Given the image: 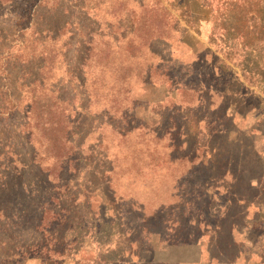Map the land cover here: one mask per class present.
<instances>
[{
  "label": "trees",
  "instance_id": "trees-1",
  "mask_svg": "<svg viewBox=\"0 0 264 264\" xmlns=\"http://www.w3.org/2000/svg\"><path fill=\"white\" fill-rule=\"evenodd\" d=\"M12 1L14 0H0V5ZM28 1L31 2L29 29L32 40L21 42L16 49L17 53L0 58V118L7 119L14 113L25 115L24 121L16 129L17 139L9 140L0 148V246L6 255L5 258H0V264H28L31 261L37 264L122 263L125 257H119L120 254L118 256L116 250L109 247L110 231L113 227L116 228L128 243L133 228L129 229L127 225L118 223L113 226L112 222L101 220L100 230L96 228L94 231V236L97 235L93 236L94 240L107 248V255L87 259L81 254L85 237L82 229L85 219L81 213L99 217L100 205L117 210L119 199L128 197V193L120 192L121 186L117 184L116 178L119 174L121 179H127V185H142L155 192L167 186V195L178 203L183 200L181 180L195 182L199 171L204 170V173L209 174L203 178L207 181L203 182L202 179L194 187L198 189L200 186L204 195H213L218 182H228L224 186V190L229 192L224 211L226 214L223 217L225 223L227 219L233 221L230 225L236 223V219L241 216L240 202L247 204L249 200L254 201L262 192L248 185L249 180L262 178V172L259 173L260 165L256 163L250 170L252 173L244 177L242 169L234 168L236 163L233 154L227 155L225 161H215V156L217 153L222 154V150L211 145L218 130L214 129L216 126L211 127L217 121L208 115L217 113L215 105L219 102L224 104L217 117L221 122L235 123L239 115L246 131L264 123V118H261L264 114L258 117V112L254 115L251 113L255 107L263 106L264 100L259 99L260 102L254 108L251 103L246 105L247 100L257 99L254 89L258 83L255 79L259 76L260 64L256 52L260 37L255 22L257 17L249 19L253 34L251 42L243 41L240 33L243 6H259L264 4V0H216L221 9L227 8L228 11V7H233L239 9V12L222 13L220 17L210 19L213 26L211 33L207 41H201L205 49L202 54L198 50L192 52L203 58H213L216 55V60L213 63H200L206 66L201 68L197 66L200 61L196 58V65L191 63L180 68L185 72L183 78L170 73L169 66L174 64L172 59L160 62L159 66L150 63V57L155 56L150 52V46L158 43L172 48L173 43L177 42L173 41L176 28L183 21L196 28L192 31L188 26L183 27V36L191 34L196 40L194 48L198 47L201 39L196 25L199 19L188 10L187 5L195 2L206 6L210 0H183L181 3L180 0H132L142 10L141 15L148 30L137 36L134 30L121 29V33L113 32L116 34L113 41L120 43L127 39L128 59L146 56L147 62H143L141 76L132 77L130 70L126 68L127 71L120 80L117 74L115 78L116 71L109 69L107 57H101V53L91 56L92 33L85 27L76 25V17H87L90 6L94 10L92 12H97L99 0ZM92 1L96 2L90 3ZM174 4L175 7L179 4L183 13H176V16L169 9ZM73 25L79 38L78 54L81 56L77 69L83 71L86 68L82 78L75 77L80 85L83 84L80 95L84 99L79 101L80 120H72V114L63 108L69 106L71 100L58 96V91L53 86L44 88L45 81L41 78L45 70H53V58L46 51L47 45L55 44L59 35ZM70 41L71 38L65 39L61 50H69ZM32 46L40 47V53L33 50L28 52ZM89 59L92 61L88 63ZM34 72L36 76L38 73L37 78L33 76ZM106 75H109V79ZM222 76L225 84L218 86L216 82ZM136 84L162 88L165 95L153 102L139 99L131 93L132 86ZM15 89L19 92L18 95ZM35 90L41 93L37 94ZM74 92L76 93L75 90ZM121 94L129 96L120 107L116 99ZM137 102L143 105L144 112L153 106L157 108L156 117H136L139 105ZM239 105L243 109L248 106L249 110L240 112ZM235 106L237 111L234 110ZM201 111L203 115L198 121L197 114ZM187 115L192 123L193 116L195 117V135L188 136L186 129L184 141V137L183 140L180 138L185 129L179 122L187 119ZM82 120L83 126L80 125ZM147 120L156 123L150 125ZM88 127L89 131L83 135L82 128L86 130ZM201 131H206L202 140L208 138L207 142H210L211 139V143L204 147H200L198 137ZM130 136L150 143L152 149L145 160L133 161L131 167L123 166L121 171L120 164L126 161L125 144L131 140ZM246 136L243 133L236 134L229 142L242 144ZM255 141L254 149L257 148ZM201 149L210 154L211 158L199 161ZM215 165H223L220 168L223 173L219 177L213 175L217 169ZM226 178L231 180L226 181ZM236 186L244 188L245 193H238ZM195 201L196 196L189 199L188 203L191 205ZM142 206L131 205L125 215L133 211L140 213L139 222L142 224L141 231L144 232L152 215H148ZM230 206L238 207V216L231 215L228 210ZM96 207L98 214L92 215ZM116 219L120 221V218ZM190 219V224L194 225L193 230L207 231L210 227L208 220H204L199 211L190 215ZM212 227L214 230L211 229V238L207 242L216 240L219 246L227 243H220L218 238L226 227ZM128 246L125 250L130 254V244Z\"/></svg>",
  "mask_w": 264,
  "mask_h": 264
},
{
  "label": "rangeland",
  "instance_id": "rangeland-1",
  "mask_svg": "<svg viewBox=\"0 0 264 264\" xmlns=\"http://www.w3.org/2000/svg\"><path fill=\"white\" fill-rule=\"evenodd\" d=\"M165 1L170 2L171 0ZM182 1L183 0H180L179 3H181ZM94 2L96 1H92L90 3ZM30 3L31 2H29L28 0H14L11 3L0 5V58L10 53H17L16 49L19 44H22L21 42L25 40H32L29 29L31 23ZM208 3L209 4L206 6L200 5L199 3L195 2L187 5L188 10L194 13V15H196V17L199 19V23L196 25L199 31V37L201 39L198 41V47L194 48L196 40L191 36V34L183 36V27L188 26L192 31L196 30V28L194 29L192 28L193 25H188L182 21L176 28V35L174 36L173 41L177 42L173 43L175 45H173L174 47L172 46L171 48L169 45H159L158 43H153L150 46V52L154 53L155 55L150 57V63L159 66L160 62L172 59L174 61V64L169 66L170 73L175 74L179 78H183L185 72L180 68L194 63L196 58L200 61L197 62V66H201V68L206 66L200 65V63H213L216 60V55H214L213 58H203L201 56L198 57V55H194V52L192 51L198 50L197 52L202 54L203 49H205L203 47L204 44L201 43V41L204 42L208 40V36L213 28L210 22V19L212 17L216 19L220 17L222 13L228 14L231 11L239 12V9H234L233 7H228V11L227 8L221 9V5H219L216 0H210L208 1ZM90 9L91 10L89 11L87 17L78 16L76 17L77 20L75 21L76 25L79 24V26L85 27L87 31L92 33L90 47V49H92L91 56L101 53V57H107L108 67L109 69H111V71H116L115 78L117 74L118 80H120V77L126 73V68L130 70V75L132 77L137 75L141 76L143 73V62H147L146 56L139 59L129 60L127 47L128 40L126 39L120 43H117L113 41V38L116 37V34L114 33H121V31H123L121 29L125 28H128L129 31L134 30L135 34L137 33V36L143 35L144 31L146 32L148 28L146 23H144L145 21L141 15L142 10L137 8L136 4L132 3V0H99L97 12H92L94 10H92L91 6ZM129 9H131V11ZM169 9L176 16L177 14L180 15L181 13H183V8L180 10L179 4H176V7L174 4L173 7ZM263 9L264 4H260L259 6H250L247 8L243 6L241 11L242 27L240 28V33L243 37V41H252L251 38L253 34L251 22L249 20L252 16L257 17V20L255 22H257V33H259L260 35L259 43L256 46L257 56L259 57L258 61L260 62L258 68L259 76L255 79L258 83L254 86V89L257 92V99H249L247 100L246 104L248 105V103H251L253 105V108L258 104L259 99H261V101L264 100V20H262L264 12H261V10ZM69 12L72 11L69 9ZM88 28L90 30H88ZM65 30L66 31L62 32L59 35V39L55 44L51 45L49 43V45H47L46 51L49 52L51 57L53 58V62L51 64V68H53V70H45L41 74V78H43V80L45 81L44 88L53 86L56 91H58V96L64 97L65 99L69 98L71 100L69 106H63V108L66 109L67 113L70 112L72 114V120H80L81 111L79 110V108L81 106L79 101L81 99H84L80 95L83 84L80 85V82L77 79L82 78V75L84 74V72H86V68L83 71H79L77 69L80 64L79 60L81 56L78 54L79 38H77L75 26L73 25V27ZM72 34L74 35L72 36ZM132 37L134 38V35ZM67 38H71V46L69 47V50H61L62 42ZM88 40L89 39H87V41ZM29 45L31 44L29 43ZM33 47L34 46H32L31 49L28 50V52L31 53L33 50L35 51V53H40V47ZM90 61L92 60L89 59L88 63ZM194 65H196V63H194ZM49 66L50 65H48V67ZM33 76H36L35 72ZM73 77H77V79H73ZM105 77L109 79V75H106ZM224 82L225 78L222 76L219 78V81H217L216 84L218 86H223L225 84ZM20 89L23 90V88L21 87ZM74 90L76 91V93L74 92ZM35 92L37 94L41 93V91L36 90ZM15 93L18 95L19 92H17L15 89ZM131 93L139 99H146L149 102H153L163 98L165 95V90L162 88L153 87L151 85L139 86V84H136L132 86ZM127 96L129 95H118L116 99L117 103L119 104L118 106L121 107L125 103V98ZM27 97L28 99L30 98L28 94ZM71 98H73V100ZM262 104L264 105V102ZM223 105L224 104L217 102V104L215 105L217 113L208 115L211 119L217 121L216 125L211 124V127L216 126L214 129L218 130V135H216V137L212 139L211 143V139H209L210 142H207L208 138H204L203 140L201 139V137L206 136V131H204V133H202V131L199 132L200 135H198V137H200V147L207 146L209 145V143H211V145L214 146L215 149H221L222 154L217 153V155L215 156V161L217 162H222L223 160L225 161L227 155L233 154V158H235L234 161L236 163V167L234 168L242 169L243 176L248 177V175L252 173L250 170L252 169V167H255L256 163L261 165V163L264 162V154L257 153L253 148L254 140H256L255 142L257 143V148L259 150L264 149V139L260 138V136H258V138H256L257 136H255V134L260 135L262 132L264 133V123L259 124V127L257 128H248L249 130L246 131L244 123L239 120V115L236 117L235 123H227L225 121L221 122L217 117H219V113L221 112V110H223ZM247 108L248 106H245V108L243 109L242 106L239 105L240 112L243 110H247ZM156 110L157 108L155 109V107L153 106L151 109L144 112L143 105L139 103L138 108L135 112V116L138 118L147 117V119L151 116L156 117ZM234 110H238L236 106L234 107ZM251 113L252 115L257 113L256 115L259 117L260 115L264 114V107L257 106ZM202 115V111L197 114L198 121L200 117H202ZM4 118L5 117L0 118V148L4 146L5 143L9 140L17 139L18 132H16V129L18 125L24 121L25 115L23 113H14L7 119ZM194 118L195 117L193 116L192 123L191 118L187 115V119H185L183 122H179L185 129L180 140H183L184 137V141H186L184 135L186 129L188 131V136L192 134L195 135ZM261 118H264V116H261ZM148 123L150 125H153L156 122L152 123L148 121ZM80 125L83 126V120L80 122ZM87 131H89V127L86 130L82 128L81 133L85 135ZM220 131L222 132L220 133ZM240 133L247 135L242 144L229 142V139H233L236 134ZM130 138L131 140L126 142L125 144L127 148L126 161L125 163L123 161L121 162V171H123V166L125 168L131 167L133 161L145 160L149 156V151L152 149L150 143H144L140 138L136 139L133 136H130ZM198 158L199 161H207L208 158H211V155L206 154L205 150L201 149L199 151ZM219 166L220 165H215L217 169L215 168L216 170L213 173V175L218 177L221 176V173H223L220 170L223 165H221V167ZM258 171L259 173L262 172V175L264 174V170L260 169V167ZM208 176L209 174H207V172L204 173V170H201L197 174V180L195 182L181 180V187L183 188L181 199L183 200L177 203L175 200H171L169 195H167V186L164 187L165 184L162 185V187L164 188L155 192L154 190L152 191L142 185H127V179L122 178V180L121 174L117 175V184L121 186L120 192L128 193V197H126L127 199H119L120 202L118 201L119 205L117 210L116 208L111 209L107 205H100L98 207V211L99 209H101V211L99 212V217H91L90 215H82L81 213V216L85 219L84 226H82V229L84 230L83 235L85 236L81 251L82 256L87 259H93L99 255H107V248L99 245L93 238L94 231L96 230V228L100 230V222L101 220H104L106 222H112L114 224L113 226L118 223L119 225H127V228L129 229H134H132L131 233L129 234L130 238L128 240V243L127 240L118 233L119 230L113 227L110 231L111 236L108 239L109 247H111V249H115L116 254H120V256L118 254L119 257H121V255L125 257L123 262L118 264H205V262H207L203 257L205 249L197 247L193 245V243H206L207 241H209V239L211 238V231L214 230V227H212L213 225L225 226L226 230L230 226V223L233 222L232 220L227 219L226 224L224 221L225 217H223L226 214L224 211L225 205L228 200L227 192H229V190L227 189L226 191L224 190V186L229 184L228 182H225L224 184L218 182L215 185V187L217 188L212 193L213 195H204L202 194V190H200V186H198V189L197 187H194L196 183L201 182L203 178ZM204 180L207 181V179H203V182H205ZM230 180L231 178H226V181ZM253 181L254 184H257V182H259L256 179ZM236 189L239 190L238 193H245L244 188L236 186ZM263 194V192H260V201H262L261 198ZM194 196H196V201L194 202V204L189 205L188 200ZM258 203L260 202L253 204L257 205ZM131 205L135 207H141L143 205V210H145L148 215H152V217L149 218L150 222L147 223V229L144 232L141 231L142 224H140L139 222L140 213H135V211H133L131 214L125 215ZM262 208H264V206H262ZM258 209L262 210L261 206H258ZM196 210L202 213L204 220H208V225H210L211 228L208 227L207 229L210 231H204L205 229H202L203 231L193 230L194 225L190 224V222L192 221V219H190V215L192 216L193 213H197ZM228 210L231 211V215L236 214V216H238V207L230 206ZM249 210L253 211L255 210V208L252 206ZM95 214H98L97 207L95 208L92 215ZM116 218H120L121 222ZM263 220L264 216L262 217V219H260V221L256 223L258 225H253L252 235L254 236V238L257 237V235L260 236L262 233H264ZM234 224L241 225V219L237 218L236 223ZM193 232H195V235ZM214 237H216V235ZM239 237L242 236L240 235ZM218 238L220 243L228 240L225 233H222ZM1 239L2 238L0 237V242ZM129 244L130 254L128 250H125V248L127 249V246ZM209 253H211V255H217L216 250L213 249H211ZM5 257V250L2 246H0V258ZM83 263L90 264L89 262ZM28 264L37 263L31 261Z\"/></svg>",
  "mask_w": 264,
  "mask_h": 264
},
{
  "label": "crops",
  "instance_id": "crops-1",
  "mask_svg": "<svg viewBox=\"0 0 264 264\" xmlns=\"http://www.w3.org/2000/svg\"><path fill=\"white\" fill-rule=\"evenodd\" d=\"M255 135L264 139L263 132L260 135ZM255 150L257 153L264 154V149L259 150L256 148ZM260 168L264 170V162L261 163ZM262 176V178L258 179L259 182L256 181L257 184H254V181L251 180L248 185L264 193V174ZM261 200L262 201H260L259 195L254 201L249 200L247 204L240 202L241 225L233 224L225 230L224 233L228 239L227 243H223L222 246L217 245L216 240L214 242L193 243V245L205 249L203 255L204 259L207 261L205 264H264V233L260 236L257 235L255 238L252 235L253 225H258L256 223L264 216V208H262V206H264V194ZM257 202L260 203L257 205L253 204ZM252 206L255 210L250 211L249 209ZM258 206H261L262 210H259ZM240 235L242 237H239ZM211 249L216 250L217 255H211V253H209Z\"/></svg>",
  "mask_w": 264,
  "mask_h": 264
}]
</instances>
